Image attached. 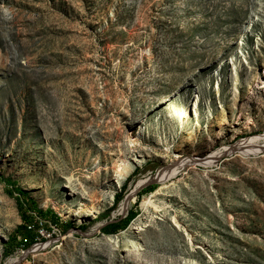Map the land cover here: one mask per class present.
<instances>
[{
	"label": "rangeland",
	"instance_id": "1",
	"mask_svg": "<svg viewBox=\"0 0 264 264\" xmlns=\"http://www.w3.org/2000/svg\"><path fill=\"white\" fill-rule=\"evenodd\" d=\"M263 134L264 0H0V264H264V137L202 163ZM2 177L68 230L7 255Z\"/></svg>",
	"mask_w": 264,
	"mask_h": 264
},
{
	"label": "trees",
	"instance_id": "2",
	"mask_svg": "<svg viewBox=\"0 0 264 264\" xmlns=\"http://www.w3.org/2000/svg\"><path fill=\"white\" fill-rule=\"evenodd\" d=\"M2 182L7 187V193L13 197L16 201L18 214L21 216V224H19L8 241L10 247L7 248V255L12 254L17 248L28 249L33 244L39 241H45V237H42L40 231H50L52 227H57L65 232L68 230L70 224L63 223L60 217L50 209H43L40 205L28 194V191L19 186L18 182L14 181L11 177H2ZM126 182L120 192L115 195V205L121 203L125 196L128 187ZM157 188L156 184H149L144 187L141 192H138L140 196L142 193L153 192ZM112 208H109L101 212L98 217L105 219V224L101 227V231L104 234H114L118 230L125 229L131 221L138 215V209L132 207L125 217L121 216L111 220L108 214H110Z\"/></svg>",
	"mask_w": 264,
	"mask_h": 264
},
{
	"label": "bare ground",
	"instance_id": "3",
	"mask_svg": "<svg viewBox=\"0 0 264 264\" xmlns=\"http://www.w3.org/2000/svg\"><path fill=\"white\" fill-rule=\"evenodd\" d=\"M259 137H264V134L263 135H258V136H251V137H248V138H244L243 140H241V141H239L238 143H236V144H234V145H230V146H228V147H225V148H223V150L221 151V152H213V153H211L209 156H207L208 157V159L210 158V159H213V160H208L207 162L206 161H203V159H202V163L203 164H205L206 166H210V164H212L213 162L215 163V161H216V159L218 158V157H220L221 156V154L222 153H224V152H229V153H225L224 155H229L230 153H232L233 151H237L238 150V152H240V153H246V152H249V150H247L248 149V145H249V143L251 142V141H253L254 139H256V138H259ZM250 149H252V148H250ZM264 150V145H261V146H259V148H257V149H254V151H256V150ZM194 161V160H193ZM197 161V160H196ZM188 163V162H187ZM186 164V163H185ZM183 164H177V166H182ZM170 170H172V172H174V171H176L177 170V168H171ZM161 174V173H160ZM155 177V176H154ZM148 179V178H147ZM146 180V179H145ZM145 180H143V179H141V180H139L138 181V183H137V185L134 187V188H137V186L139 185V183H142L143 181H145ZM161 180H163V178H161L160 179V181ZM135 191V189L134 190H132V193ZM129 193V192H128ZM128 195V194H127ZM123 208H124V203H122L121 204V206H120V208H119V213H122V211H123ZM118 213V212H117ZM42 247V245L41 246H37V245H35V246H33L32 248H31V250H29V251H26V252H23V254H18V255H15V256H12V257H10L9 259H8V261H7V263L6 264H19V263H21L26 257H27V255L29 254V253H31V252H34V251H36L37 249H39V248H41ZM23 255V256H22Z\"/></svg>",
	"mask_w": 264,
	"mask_h": 264
},
{
	"label": "water",
	"instance_id": "4",
	"mask_svg": "<svg viewBox=\"0 0 264 264\" xmlns=\"http://www.w3.org/2000/svg\"><path fill=\"white\" fill-rule=\"evenodd\" d=\"M159 176H160V172H158L156 175H155V178L152 179H147L145 181H143L142 183H139V185L137 186V188H135V191L133 193H130L128 194L126 197H125V200H124V208H123V211H122V215L121 218L124 217V215H126V212H127V209H128V204H129V201L134 197V195H137V192L141 189H143L144 187L148 186L150 183H155L157 181H159ZM41 246V244H40Z\"/></svg>",
	"mask_w": 264,
	"mask_h": 264
}]
</instances>
